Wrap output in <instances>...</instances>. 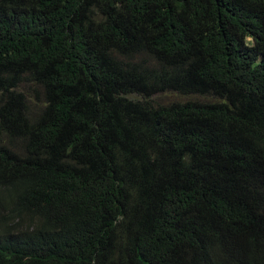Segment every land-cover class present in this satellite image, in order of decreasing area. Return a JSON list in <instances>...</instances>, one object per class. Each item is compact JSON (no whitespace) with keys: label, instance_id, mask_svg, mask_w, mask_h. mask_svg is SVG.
<instances>
[{"label":"trees","instance_id":"trees-1","mask_svg":"<svg viewBox=\"0 0 264 264\" xmlns=\"http://www.w3.org/2000/svg\"><path fill=\"white\" fill-rule=\"evenodd\" d=\"M0 264H264V0H0Z\"/></svg>","mask_w":264,"mask_h":264},{"label":"rangeland","instance_id":"rangeland-1","mask_svg":"<svg viewBox=\"0 0 264 264\" xmlns=\"http://www.w3.org/2000/svg\"><path fill=\"white\" fill-rule=\"evenodd\" d=\"M159 99L161 98L165 103L178 99V96L172 93H168V94H163L162 96L158 97Z\"/></svg>","mask_w":264,"mask_h":264}]
</instances>
